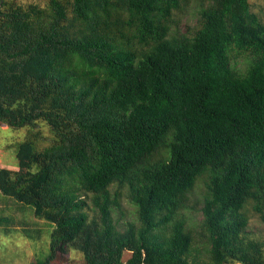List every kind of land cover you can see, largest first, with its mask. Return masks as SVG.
<instances>
[{
  "label": "trees",
  "instance_id": "trees-1",
  "mask_svg": "<svg viewBox=\"0 0 264 264\" xmlns=\"http://www.w3.org/2000/svg\"><path fill=\"white\" fill-rule=\"evenodd\" d=\"M250 0H0V233L30 264H264V18ZM182 17L192 18L181 30ZM126 204L132 207L129 211ZM35 237V238H34ZM6 259V255H5Z\"/></svg>",
  "mask_w": 264,
  "mask_h": 264
},
{
  "label": "rangeland",
  "instance_id": "rangeland-1",
  "mask_svg": "<svg viewBox=\"0 0 264 264\" xmlns=\"http://www.w3.org/2000/svg\"><path fill=\"white\" fill-rule=\"evenodd\" d=\"M19 2L24 5L37 4L40 6H46L49 0H19ZM250 2L253 6V10L257 13H261V16L264 18V0H250ZM193 20L194 19L191 17H182L179 22L181 23V30L184 31L189 24H193ZM31 131L42 132V135L45 138L41 144L42 147L49 145L51 131L46 123H42L34 130L31 128L13 129L7 125L0 126L1 168L18 170V160L16 158L14 147L17 143L25 140ZM126 208L129 211L132 210V207L128 204H126ZM250 217L248 231L251 232V237L264 242V221L259 215L254 213ZM44 230L45 235L40 241L27 239L19 233H13L9 236H4L0 233V264H30L34 260L45 259L50 251V229L44 228ZM69 259L70 262L65 264H85L83 254L78 251H72Z\"/></svg>",
  "mask_w": 264,
  "mask_h": 264
}]
</instances>
